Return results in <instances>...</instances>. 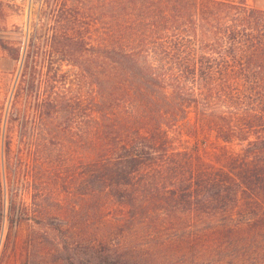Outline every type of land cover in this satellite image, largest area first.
Returning a JSON list of instances; mask_svg holds the SVG:
<instances>
[{
    "label": "trees",
    "instance_id": "trees-1",
    "mask_svg": "<svg viewBox=\"0 0 264 264\" xmlns=\"http://www.w3.org/2000/svg\"><path fill=\"white\" fill-rule=\"evenodd\" d=\"M38 3L25 40L1 44L18 74L5 181L86 183L90 215L139 245L105 240L88 264H264V10Z\"/></svg>",
    "mask_w": 264,
    "mask_h": 264
},
{
    "label": "rangeland",
    "instance_id": "rangeland-1",
    "mask_svg": "<svg viewBox=\"0 0 264 264\" xmlns=\"http://www.w3.org/2000/svg\"><path fill=\"white\" fill-rule=\"evenodd\" d=\"M38 1L0 0V114L3 116L18 74L15 63L1 44L25 40L29 22L36 19L39 12ZM247 3L264 10V0H247ZM4 144L2 132L0 264H88L77 257L92 245H100L104 249L105 240L124 242L132 248L139 246L129 231L109 232L101 217L90 215L86 183H75L69 176L64 181H47L31 189L7 183L1 174ZM68 170L73 171L70 167ZM148 253L141 260L144 264H155Z\"/></svg>",
    "mask_w": 264,
    "mask_h": 264
}]
</instances>
